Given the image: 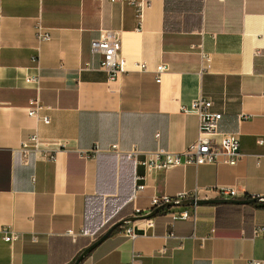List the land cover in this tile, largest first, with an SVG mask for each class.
I'll use <instances>...</instances> for the list:
<instances>
[{"label":"crops","instance_id":"obj_1","mask_svg":"<svg viewBox=\"0 0 264 264\" xmlns=\"http://www.w3.org/2000/svg\"><path fill=\"white\" fill-rule=\"evenodd\" d=\"M139 1L0 0V264H74L117 222L152 211L155 197L216 186L234 188L233 199L264 196V0ZM106 30L130 67L148 70L111 78L101 69L91 43ZM200 97L222 113L220 131L239 138L237 164L146 169L108 151H182L198 136ZM191 206L118 226L80 264L264 259V202L172 218Z\"/></svg>","mask_w":264,"mask_h":264},{"label":"built area","instance_id":"obj_2","mask_svg":"<svg viewBox=\"0 0 264 264\" xmlns=\"http://www.w3.org/2000/svg\"><path fill=\"white\" fill-rule=\"evenodd\" d=\"M100 2L107 1L110 3L128 2L135 6H140L139 0H98ZM37 38L45 40L49 38L48 32L41 25L38 26ZM121 43L119 34L113 30L103 31L99 38L94 39L91 43V49L94 55H99L100 68L108 71L111 78L118 77L121 73L130 69L147 71L148 67L145 62L135 63L134 68L130 67L128 61L121 55ZM205 62L209 61L208 56H203ZM166 65H159L156 72L158 82H161V74L166 71ZM30 108V114L34 115L38 111L39 101H35ZM213 101L207 97H200L192 104V109L198 114L200 119L199 133L196 139L189 144L185 149L179 152L169 151L166 149L156 150H141L134 145L130 149H121L117 144H113L108 151L117 155L126 156L131 159L136 167L143 166L146 169H167L179 165L193 164H225L235 165L242 157L240 140L234 133L222 132L219 129V123L222 118V113L213 109ZM184 110L188 111V108ZM248 115L243 114L242 118H247ZM45 122H49L46 117ZM259 143H263L259 140ZM97 150H93L95 152ZM88 151L86 156H88ZM136 190L140 191L145 188V184L141 182L144 177L136 175ZM217 196L218 198H233L236 196V190L231 187L216 186L208 189H196L189 193H183L175 198L170 197H155L152 200V210L156 207L164 205L170 201L183 200L188 198L195 199H210ZM193 212L187 207L178 212L171 214L175 219H197L198 205H192ZM137 215H142L139 210ZM124 227V226H123ZM124 234L128 237H135V231L132 226L124 228ZM172 235V233H171ZM19 238V234L15 232H6L4 239L7 242H13ZM126 264H142L136 259H131ZM247 264H264V259L251 258Z\"/></svg>","mask_w":264,"mask_h":264},{"label":"water","instance_id":"obj_3","mask_svg":"<svg viewBox=\"0 0 264 264\" xmlns=\"http://www.w3.org/2000/svg\"><path fill=\"white\" fill-rule=\"evenodd\" d=\"M264 202V196H256L252 197L250 199H233V198H210V199H195V198H188L183 200H175L170 201L164 205H161L159 207H156L154 210L150 211L149 213H146L144 215H137L130 217L128 219H123L119 222H117L114 226H112L104 235H102L100 238H98L95 242H93L88 248H86L80 256L76 259L74 264H80L81 261L89 254L91 251L96 248L99 244H101L106 238L109 237V235L118 227L123 224H126L128 222H132L138 219H145V218H151L157 213H159L161 210L169 207L179 206H189V205H202V204H223V203H236V204H248L253 202Z\"/></svg>","mask_w":264,"mask_h":264}]
</instances>
